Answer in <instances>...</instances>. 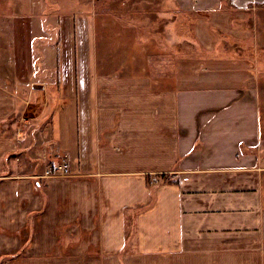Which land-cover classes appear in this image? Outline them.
Segmentation results:
<instances>
[{
  "label": "crops",
  "instance_id": "crops-1",
  "mask_svg": "<svg viewBox=\"0 0 264 264\" xmlns=\"http://www.w3.org/2000/svg\"><path fill=\"white\" fill-rule=\"evenodd\" d=\"M172 2L201 51L170 72L114 65L93 10L1 13L0 264H264V19Z\"/></svg>",
  "mask_w": 264,
  "mask_h": 264
},
{
  "label": "rangeland",
  "instance_id": "rangeland-1",
  "mask_svg": "<svg viewBox=\"0 0 264 264\" xmlns=\"http://www.w3.org/2000/svg\"><path fill=\"white\" fill-rule=\"evenodd\" d=\"M172 1L3 0L0 3V15L10 14L13 18L16 12L25 13V10L18 9L20 8L19 6L21 8H29V5H35L34 3L43 4L41 7L47 9L48 12L56 9L53 5H63L62 8L64 9L77 10L83 13L92 12L93 10L98 18V33L104 40L103 44L106 41L114 52L111 59H109L114 65L130 67L135 73L146 69L153 71L152 69L160 67H163L162 69L165 71L169 69L170 72L176 59L195 56L201 51L199 46L193 45L187 40L191 31L182 22L183 16L181 12L184 11L179 5L176 8ZM50 3L53 5H47ZM258 3L254 5H239L238 7L234 5V7L243 10L250 8L252 11L251 17H254L258 12L257 14H261L260 16L264 19V5ZM35 6L38 5L36 4ZM247 15V17L250 16L249 14ZM184 16L187 17V13ZM199 16L201 17V15ZM194 17L196 16L194 15ZM247 17L245 19H248ZM262 21L263 26L260 27L258 25L259 29L255 28L253 33L257 36L258 61L260 65L264 66V20ZM79 62L81 67L84 66L85 69H89V57L81 55ZM259 70L264 72L263 67L259 68ZM259 84H261L259 85L261 90V109L262 115H264V75H261ZM35 112V107L31 106L26 115L33 117ZM39 152H41L40 149Z\"/></svg>",
  "mask_w": 264,
  "mask_h": 264
},
{
  "label": "built area",
  "instance_id": "built-area-1",
  "mask_svg": "<svg viewBox=\"0 0 264 264\" xmlns=\"http://www.w3.org/2000/svg\"><path fill=\"white\" fill-rule=\"evenodd\" d=\"M264 0L254 1L252 3L246 2V5L262 4ZM261 2V3H260ZM68 164L65 156H61L59 162L54 167H51L45 171V176H64L67 174Z\"/></svg>",
  "mask_w": 264,
  "mask_h": 264
},
{
  "label": "water",
  "instance_id": "water-1",
  "mask_svg": "<svg viewBox=\"0 0 264 264\" xmlns=\"http://www.w3.org/2000/svg\"><path fill=\"white\" fill-rule=\"evenodd\" d=\"M244 1H245V2H247V1H248V2L252 3V2H254V1L256 2L257 0H247V1H246V0H244ZM242 6H244V5H242Z\"/></svg>",
  "mask_w": 264,
  "mask_h": 264
}]
</instances>
